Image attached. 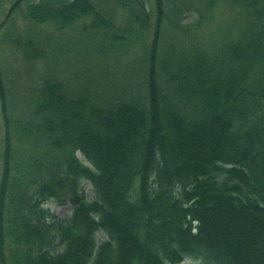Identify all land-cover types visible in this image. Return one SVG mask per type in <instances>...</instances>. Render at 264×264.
<instances>
[{
    "label": "trees",
    "instance_id": "obj_1",
    "mask_svg": "<svg viewBox=\"0 0 264 264\" xmlns=\"http://www.w3.org/2000/svg\"><path fill=\"white\" fill-rule=\"evenodd\" d=\"M117 4L122 23L95 0H0V264H264V0ZM19 18L53 22V47Z\"/></svg>",
    "mask_w": 264,
    "mask_h": 264
},
{
    "label": "rangeland",
    "instance_id": "obj_2",
    "mask_svg": "<svg viewBox=\"0 0 264 264\" xmlns=\"http://www.w3.org/2000/svg\"><path fill=\"white\" fill-rule=\"evenodd\" d=\"M107 4H105V0H95L96 4H98L100 7L101 5L105 6L107 9H111L114 10L115 13V19L117 21V23H122L125 15L124 9L120 6H118L117 4V0H106ZM147 1V7L151 8L153 6V0H146ZM222 8H220L221 10L217 13L216 15V20L221 21L223 19H228L229 18V12L227 10H225L226 8H224V6L221 5ZM220 13V14H219ZM199 17L197 12H190L185 16V22L188 24H192L195 20H197ZM206 20L209 18L204 17ZM92 17L90 15H86L83 17H79L76 19V22L71 23L68 27H66V29L64 30V32L66 33V35L68 37L74 35V34H79L82 36H86V33H88L90 30H87L90 24H92L91 21ZM213 19H215V16H213ZM207 22L203 25L205 28H207ZM18 27L20 29V31L24 34H28V33H32L34 34V38L38 41V42H42L45 45V48L47 47H53V42H55L54 40L52 41V39L50 38V35L53 34V36H57L58 34V30H56V26L54 27V23L53 22H47L46 24H40V25H32L30 24L27 20H23V19H18ZM223 24V23H220ZM85 27L86 30H83ZM81 32V33H80ZM94 32H98V31H92ZM60 35V34H59ZM58 35V36H59ZM95 38L91 37V39L89 40V43H94L98 40V33L95 34ZM88 37V36H87ZM2 54H1V60L3 63H5L6 67L8 68V72L10 73V79L11 80H18L22 83L28 81L31 84L35 82L37 76H38V72L39 70H34V71H30L29 69V65L28 63H26L25 61H22V58H14L15 54L14 51L11 50V47H2ZM16 54H18L21 57V50H16L15 51ZM17 60H19L18 62H16ZM100 58L96 55L95 57L91 56L88 58L87 63H88V68L94 66L96 63H99ZM80 62H77V67H79L82 65ZM39 66L38 68L42 69L41 66L44 65L43 62H38ZM110 66H113L112 64ZM56 67V66H55ZM87 68V67H86ZM98 68V67H97ZM114 68V66H113ZM83 72L86 71L84 65L82 66ZM92 71V70H89ZM88 75L93 76V74H91L90 72L87 73ZM113 74L118 76V65L115 67V69L113 70ZM110 76V78L113 77ZM66 75H71L74 76V74L72 73H68ZM16 78V79H15ZM25 84V83H24ZM2 121H1V115H0V135H2ZM80 157L84 160V162L88 163V161L83 157V155L80 153ZM84 191H85V195L90 199L91 197H93L94 195V190L92 187V184L90 181L85 180L84 181ZM45 206L50 209V211L52 213H54L56 215L57 219H65L68 218L72 211H73V205L71 204V202H67L65 204H59L55 201H48L47 203H45ZM96 237L98 239H103V238H107V235L103 232V231H98L96 233ZM181 264H203L202 260L200 259H192V258H188L187 260H185L184 262H182Z\"/></svg>",
    "mask_w": 264,
    "mask_h": 264
},
{
    "label": "bare ground",
    "instance_id": "obj_3",
    "mask_svg": "<svg viewBox=\"0 0 264 264\" xmlns=\"http://www.w3.org/2000/svg\"><path fill=\"white\" fill-rule=\"evenodd\" d=\"M97 77V75H94V78H96Z\"/></svg>",
    "mask_w": 264,
    "mask_h": 264
}]
</instances>
